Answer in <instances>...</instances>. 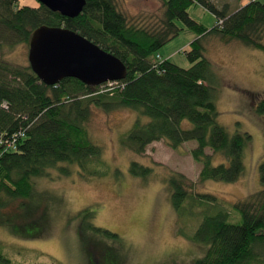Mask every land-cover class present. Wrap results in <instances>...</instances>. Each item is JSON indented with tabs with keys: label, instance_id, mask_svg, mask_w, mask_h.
<instances>
[{
	"label": "trees",
	"instance_id": "trees-1",
	"mask_svg": "<svg viewBox=\"0 0 264 264\" xmlns=\"http://www.w3.org/2000/svg\"><path fill=\"white\" fill-rule=\"evenodd\" d=\"M162 2L160 26L149 28L131 23L119 9L118 0H86L82 14L73 19L40 3L31 7L18 6L20 0H0V227L9 225L4 211L13 201L34 203L45 198L36 192L34 180L48 176L51 169L68 175L76 166L83 180L110 172L102 147L92 141L88 130L95 108L107 113L130 109L148 117L147 123L136 120L120 138L123 149L140 155L161 140L173 149L195 141L191 156L201 164V183H235L244 175V153L252 137L230 133L219 124L217 91L212 85L215 75L202 39L220 34L264 52V0H250L234 12L228 4L220 9L212 0ZM193 5L212 13L216 25L208 29L193 19L188 12ZM179 22L198 35L186 52L192 64L188 69L169 59L157 61L158 52L180 34ZM44 25L78 31L123 61L127 77L109 88L107 83L90 87L75 78H65L53 86L44 84L30 65L15 64L7 56L19 44L29 45L33 32ZM256 113L264 115V98ZM185 120L192 128H182ZM13 140L15 147H9L6 142ZM215 156L223 160L216 163ZM129 171L145 183L153 173L152 168L135 161ZM259 176L261 189L235 203L199 192L184 174L165 176L177 224H184L177 234L206 247L194 264L264 263V161ZM20 207L29 214L25 202ZM92 213L85 209L77 215L82 218L79 233L83 239L89 232L112 242L122 239L94 226ZM188 220L197 221L191 231L185 228ZM0 264L13 263L0 252Z\"/></svg>",
	"mask_w": 264,
	"mask_h": 264
},
{
	"label": "rangeland",
	"instance_id": "rangeland-1",
	"mask_svg": "<svg viewBox=\"0 0 264 264\" xmlns=\"http://www.w3.org/2000/svg\"><path fill=\"white\" fill-rule=\"evenodd\" d=\"M212 1L220 9L228 4L231 12L250 2ZM25 2L20 0L18 6ZM117 4L131 23L149 28L160 26L162 0H118ZM188 12L208 29L216 25V17L200 5H193ZM178 26L182 29L180 34L158 54L188 69L192 64L186 52L198 35L180 22ZM202 44L215 75L212 85L217 91L219 124L230 133H248L252 137L244 153V175L235 183L213 180L201 183V164L191 156L195 141L173 149L161 140L150 144L140 155L123 149L120 138L132 129L136 120L140 118L147 123L148 117L130 109L107 113L95 108L88 130L92 141L102 147L110 172L83 180L79 169L73 166L68 175L51 169L48 176L36 178V192L45 194V198L34 203L13 201L4 211L9 225L0 227V252L13 264H194L204 255L206 247L177 234L178 227L184 224H177L165 176L171 172L184 174L199 192L228 203L241 201L261 189L264 115L257 114L256 107L264 98V52L220 34L203 37ZM28 53L29 45L19 44L7 56L11 62L27 66ZM182 128L190 129L192 124L185 120ZM222 160L215 156L216 163ZM132 161L153 169L148 183L130 173ZM116 170L120 171L119 176L115 175ZM24 202L29 206L28 215L21 211ZM85 209L93 212L90 222L94 226L115 232L122 239L112 242L92 232L83 239L79 233L82 218L77 215ZM196 224V220H188L185 228L191 231Z\"/></svg>",
	"mask_w": 264,
	"mask_h": 264
},
{
	"label": "water",
	"instance_id": "water-1",
	"mask_svg": "<svg viewBox=\"0 0 264 264\" xmlns=\"http://www.w3.org/2000/svg\"><path fill=\"white\" fill-rule=\"evenodd\" d=\"M67 18L82 14L86 0H36ZM28 60L32 71L48 86L65 78H75L98 87L127 77V66L81 33L66 27L41 26L29 43Z\"/></svg>",
	"mask_w": 264,
	"mask_h": 264
},
{
	"label": "built area",
	"instance_id": "built-area-1",
	"mask_svg": "<svg viewBox=\"0 0 264 264\" xmlns=\"http://www.w3.org/2000/svg\"><path fill=\"white\" fill-rule=\"evenodd\" d=\"M157 61H158V62H162L163 59L158 55V56H157ZM105 84H106V83H105ZM115 84H117V82H107L106 85H107L108 88H109V87H113V86H115ZM101 87H104V85H102ZM14 141H15V140H13V142H12V141H11V142H10V141H9V142L7 141L6 143H7V145H8L9 147L12 146V145H13L12 147H15V146H14V143H15Z\"/></svg>",
	"mask_w": 264,
	"mask_h": 264
},
{
	"label": "crops",
	"instance_id": "crops-1",
	"mask_svg": "<svg viewBox=\"0 0 264 264\" xmlns=\"http://www.w3.org/2000/svg\"><path fill=\"white\" fill-rule=\"evenodd\" d=\"M25 3H26L25 5H29V6H31V7H37V6H38V3H37V2L35 3V2H33V1H32V2H29V1L26 0Z\"/></svg>",
	"mask_w": 264,
	"mask_h": 264
},
{
	"label": "bare ground",
	"instance_id": "bare-ground-1",
	"mask_svg": "<svg viewBox=\"0 0 264 264\" xmlns=\"http://www.w3.org/2000/svg\"><path fill=\"white\" fill-rule=\"evenodd\" d=\"M158 55H159V54H158ZM158 55H157V56H158ZM159 56H160V55H159ZM160 57H161V56H160ZM111 82H117V81H111ZM104 84H105V83H104ZM102 85H103V84H102ZM102 85H100V86H102ZM98 87H99V86H98Z\"/></svg>",
	"mask_w": 264,
	"mask_h": 264
}]
</instances>
